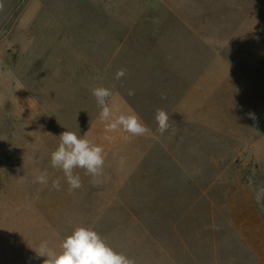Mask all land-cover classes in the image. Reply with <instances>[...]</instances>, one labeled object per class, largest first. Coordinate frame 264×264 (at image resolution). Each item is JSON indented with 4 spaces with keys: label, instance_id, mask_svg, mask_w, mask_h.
Returning a JSON list of instances; mask_svg holds the SVG:
<instances>
[{
    "label": "rangeland",
    "instance_id": "374dc122",
    "mask_svg": "<svg viewBox=\"0 0 264 264\" xmlns=\"http://www.w3.org/2000/svg\"><path fill=\"white\" fill-rule=\"evenodd\" d=\"M2 2L0 264L80 226L135 264H264V0ZM98 86L150 132H105ZM67 130L105 158L71 193L51 166Z\"/></svg>",
    "mask_w": 264,
    "mask_h": 264
},
{
    "label": "clouds",
    "instance_id": "9594fccd",
    "mask_svg": "<svg viewBox=\"0 0 264 264\" xmlns=\"http://www.w3.org/2000/svg\"><path fill=\"white\" fill-rule=\"evenodd\" d=\"M2 9L3 2L0 0V10ZM125 74V69H119L115 79L119 80ZM133 94L134 92L129 90V95ZM92 95L101 109L99 119L105 122V132L123 130L133 136H144L150 132L149 127L135 113L114 115L109 103L113 95L111 89L98 86L92 89ZM248 116L253 120L256 119L254 113H248ZM154 119L157 122V131L163 135L169 128L170 116L164 109L158 108ZM59 140L58 147L51 153V166L63 171L69 193L82 187L81 178L78 174H74V169H84L86 175L102 174L105 163L102 146L88 140L86 134L81 137L69 130L62 132ZM122 163L123 158H121ZM36 181L42 185L47 184V172L37 176ZM52 187L60 190L59 179L52 182ZM33 251L36 258H44L42 264H135L133 259L110 247L95 230L84 226L76 227L70 235L65 237L59 245V251L50 248L46 240Z\"/></svg>",
    "mask_w": 264,
    "mask_h": 264
}]
</instances>
